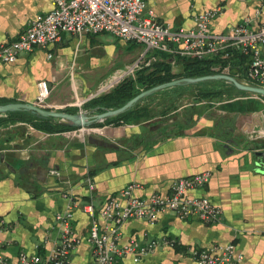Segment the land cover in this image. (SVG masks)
Segmentation results:
<instances>
[{
	"label": "crops",
	"instance_id": "0c3cea01",
	"mask_svg": "<svg viewBox=\"0 0 264 264\" xmlns=\"http://www.w3.org/2000/svg\"><path fill=\"white\" fill-rule=\"evenodd\" d=\"M145 2L161 23L172 28L192 29L197 13L216 9L220 14L212 28L218 33L246 19L254 21V29L264 22V0ZM53 3L0 0V45L17 39L30 21L51 12ZM101 35L114 42L99 39ZM96 41L113 50V66L101 79H95L91 71L88 76L78 75L73 66L80 53ZM142 53L141 45L106 33L64 35L54 44L20 55L15 63L0 64V104H35L40 81H47L51 88L48 109L87 106L100 96L113 68H127ZM156 55L148 56L157 60ZM119 61L123 66H117ZM171 61L173 72H182L177 59ZM59 84L75 96L58 97ZM174 98L158 92L138 104L141 115L146 112L141 121L89 127L82 138L49 133L22 122L0 126L2 254L14 263L21 253L48 257L62 239L64 226L57 216L71 206L65 196L69 193L79 205L72 218L79 242L71 264H95L85 203L93 200L100 209L132 184L138 186L135 197L168 196L175 181L210 172L209 183L188 191L187 196L209 198L222 210L220 222L206 224L196 217L181 220L172 213L161 214L154 224L127 220L121 227L120 247L165 238L177 244L160 245L145 256L127 254L116 264H197L195 250L231 244L243 255L244 264H264V98L234 94L211 103L196 95L191 100ZM87 112L98 113L94 109ZM88 177L95 185L93 192ZM100 224L104 228L107 222L100 219Z\"/></svg>",
	"mask_w": 264,
	"mask_h": 264
},
{
	"label": "built area",
	"instance_id": "2783aa9c",
	"mask_svg": "<svg viewBox=\"0 0 264 264\" xmlns=\"http://www.w3.org/2000/svg\"><path fill=\"white\" fill-rule=\"evenodd\" d=\"M51 12L38 15L30 21L19 37L0 45V64L15 63L22 54L45 48L62 39L64 35L106 33L126 42L143 47L142 55L128 66L123 73L115 74L103 85L99 95L107 92L114 83L135 72L142 63L150 66L155 59L150 53H166L174 59L215 60L212 70L221 74H234L246 83L264 87V22L258 29L252 27L253 20L246 19L225 33L215 32L213 21L220 9L197 13L192 29L172 28L161 23L155 13L147 8L145 0H54ZM236 63V64H235ZM36 105L47 108L51 88L47 81H40ZM90 132L89 127L65 131L67 135L82 138ZM52 174L59 175L52 171ZM210 172L181 178L172 185L171 194H154L148 198L133 195L138 187L132 184L117 197H111L97 209L93 200L83 205V211L90 217V239L95 264H116L117 259L127 254L148 255L160 245L177 244L173 239L151 240L144 245L133 242L119 246L121 227L130 219H139L154 224L163 213H172L181 220L196 217L206 224L222 219V210L209 198L189 197L188 191L204 187L211 180ZM91 192L95 185L87 178ZM71 206L57 216L63 226L61 241L48 257L21 253L17 262L9 261L1 252L0 264H71V255L78 244L72 224L73 211L79 205L73 196L66 193ZM100 219L107 225L102 228ZM0 220V229L4 228ZM197 264H244V257L238 254L235 245L214 246L193 252Z\"/></svg>",
	"mask_w": 264,
	"mask_h": 264
},
{
	"label": "trees",
	"instance_id": "16d2710c",
	"mask_svg": "<svg viewBox=\"0 0 264 264\" xmlns=\"http://www.w3.org/2000/svg\"><path fill=\"white\" fill-rule=\"evenodd\" d=\"M157 53L155 60L152 65L147 67L139 76L135 79H129L119 85L114 91L110 92L107 95H100L97 98H94L91 103L87 105V110H96L98 113H102L105 110L117 109L125 105L128 101L133 99L136 95L141 93L144 90H148L155 86L169 83L171 81L181 79V78H196L204 77L216 74L212 70L216 61L205 60L199 61L194 59H177V63L180 64L183 68L180 74L173 72L172 61L176 60L170 57L166 53L154 52ZM236 64V63H235ZM221 84L222 82H216ZM224 84V83H223ZM224 93V94H223ZM236 94H248L241 91H238L233 86H230L229 89H222L218 91H202L197 94L196 97L200 99L208 100L210 103L214 99L223 98V95H230L232 97ZM5 103V102H4ZM134 107L132 110L119 115L114 118L106 120L104 123H99L93 127H103L106 125L114 124L119 126L124 123H131L132 121H141L146 117V112ZM64 111L75 113L72 109H65ZM22 122L32 125L33 127L49 132V133H59L69 130H74L77 128H70L59 125L56 121L52 119H40L36 116H33L29 113H7L5 115H0V126H4L8 123Z\"/></svg>",
	"mask_w": 264,
	"mask_h": 264
},
{
	"label": "water",
	"instance_id": "95a60500",
	"mask_svg": "<svg viewBox=\"0 0 264 264\" xmlns=\"http://www.w3.org/2000/svg\"><path fill=\"white\" fill-rule=\"evenodd\" d=\"M207 82H222L230 86H233L238 91L257 95L264 98V87L257 86L254 84L246 83L240 80V78L230 75L216 73L210 76L196 77V78H181L169 83L161 84L144 90L133 99L128 101L125 105L117 109L105 110L102 113H89L85 111H80L77 113H70L64 110H53L48 108H42L36 104L31 103H5L0 104V115H5L7 113H29L40 119H52L56 121L59 125L70 127V128H82V127H92L96 124L103 123L110 118L122 115L134 107H136L142 100L149 96H152L162 90L183 86H192L203 84Z\"/></svg>",
	"mask_w": 264,
	"mask_h": 264
},
{
	"label": "rangeland",
	"instance_id": "374dc122",
	"mask_svg": "<svg viewBox=\"0 0 264 264\" xmlns=\"http://www.w3.org/2000/svg\"><path fill=\"white\" fill-rule=\"evenodd\" d=\"M99 39H101L105 42H112V43L114 42V41H112L113 39H111L107 36L101 35L99 37ZM112 51L113 50L111 48H107L104 45H100L98 43V41H96L91 47H88L85 51L81 52L79 57H78V63L75 66H73L74 65V63H73V65H71V66H73V70H75L78 75L79 74H85V76H88L87 72L91 71L92 75H95L94 76L95 79H101V78L107 77L108 71L113 66L114 55H113ZM117 57L118 56H116V58ZM119 63H120V61H119ZM122 64L123 63H120L117 66H123ZM147 67H149V66H146L145 62L142 63L140 68L135 70V72L133 74L126 76L125 79H122L119 82L114 83V85L111 88H109V90H107V92H104V94L102 93V95L109 94L110 92L114 91V89H116L119 85H121L123 82H125L129 79L137 78L141 72H143L145 69H147ZM90 68H92V69L89 70ZM125 69L124 68L123 69L122 68H117V69L113 68L108 75L109 77L107 79H105L104 85L109 83L115 74H121V73H123V71ZM180 73H177V74H180ZM232 75H234V74H232ZM234 76H236V75H234ZM66 80L68 83L71 82L69 77ZM240 80H242V79H240ZM229 87H230V85H228L226 83L219 84L216 82H207V83L192 85V86L169 88V89H165V90L160 91V93H165L169 96H172L173 98L175 97L174 98L175 100L178 99L180 101V100H184L183 98H189L191 100L193 95H197L204 90L205 91H218V90H222V89H229ZM69 91H71V89L69 87H64L62 84H59V86L57 87L56 95L60 98H62L64 96H69V97L75 96L72 91L71 92H69ZM177 95L180 98H178ZM181 97H183V98L181 99ZM228 97L230 98V95H227V96L223 95V98H220V100H223L224 98L227 99ZM177 103L179 104L180 102H177ZM174 105H175V103L172 104V107H174ZM86 107L87 106H85V104H83V105H80L79 107L71 108V109L74 110L75 113L80 112L82 110L86 112L87 111ZM173 110H176V107H174Z\"/></svg>",
	"mask_w": 264,
	"mask_h": 264
}]
</instances>
